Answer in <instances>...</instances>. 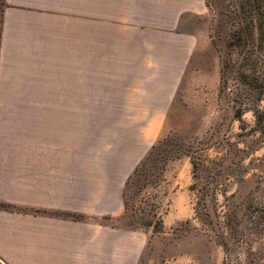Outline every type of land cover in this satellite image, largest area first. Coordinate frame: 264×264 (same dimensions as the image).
Segmentation results:
<instances>
[{
  "label": "crops",
  "instance_id": "0c3cea01",
  "mask_svg": "<svg viewBox=\"0 0 264 264\" xmlns=\"http://www.w3.org/2000/svg\"><path fill=\"white\" fill-rule=\"evenodd\" d=\"M211 21L207 0H0V264H137L126 182L183 83L217 84ZM170 179L166 226L189 213Z\"/></svg>",
  "mask_w": 264,
  "mask_h": 264
},
{
  "label": "rangeland",
  "instance_id": "374dc122",
  "mask_svg": "<svg viewBox=\"0 0 264 264\" xmlns=\"http://www.w3.org/2000/svg\"><path fill=\"white\" fill-rule=\"evenodd\" d=\"M207 1L220 77L183 83L169 130L128 187L137 264H264V35L245 22L264 0ZM178 176L189 213L166 226L164 180Z\"/></svg>",
  "mask_w": 264,
  "mask_h": 264
},
{
  "label": "trees",
  "instance_id": "16d2710c",
  "mask_svg": "<svg viewBox=\"0 0 264 264\" xmlns=\"http://www.w3.org/2000/svg\"><path fill=\"white\" fill-rule=\"evenodd\" d=\"M245 22L248 24V25H253V28L254 29H257L258 28V25H260L262 27V32H263V35H264V5L263 7L259 9V17H258V21L254 20V17L253 16H249V15H246L245 17ZM258 22V23H257ZM159 145V143L155 144L151 150L148 152V154L146 155V157H148L150 155V153L153 151V149H155L157 146ZM145 157V158H146ZM144 158V159H145ZM144 159L142 160V162L144 161ZM141 162V163H142ZM141 163L139 165L136 166V168L133 170V172L130 174L129 178L127 179V182H126V186H125V189H124V195H125V204H126V208L128 210V207H129V200L127 199L126 195H127V192H128V187L131 185V183L133 182L134 178L136 177V175L138 174L139 170H140V167H141ZM1 205V204H0ZM127 213V211H126ZM145 225L149 226V225H152L153 224V221L150 220L146 223H144ZM160 228L159 229H155L156 231L157 230H160L162 227H163V223H157ZM157 224H154V225H157Z\"/></svg>",
  "mask_w": 264,
  "mask_h": 264
}]
</instances>
